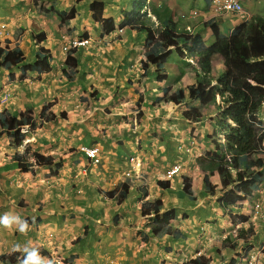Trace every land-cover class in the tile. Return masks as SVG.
<instances>
[{
	"label": "crops",
	"instance_id": "1",
	"mask_svg": "<svg viewBox=\"0 0 264 264\" xmlns=\"http://www.w3.org/2000/svg\"><path fill=\"white\" fill-rule=\"evenodd\" d=\"M203 1L207 11L208 0ZM95 2H102L105 17L115 22L110 35L93 19ZM135 3L144 4L148 16L143 22L123 24L124 13L132 11ZM180 7L179 0H0V22L7 29L0 42L22 49L24 64L34 63L37 53L47 49L52 52L53 66L58 67L66 45L88 39V46L76 52L73 81L55 69L23 73L24 64L0 69V97L10 93L7 111L18 114L33 108L40 112L47 106L58 115L54 122L42 124L36 119L33 129L25 127V140L15 147L10 129L0 135V216L9 213L30 225L27 234L0 226V264H9L7 257L20 252L15 250L17 244L39 249L51 264H181L199 253L210 258L211 264H247L240 243L254 246V264H264L260 249L264 224L251 217L254 204L264 202V190L258 188L251 199L224 207L225 183L217 172L211 176L217 191L211 194L205 187L199 161L207 151H215L211 139L219 114L213 102L218 93L216 81L208 95L212 102L208 97L194 104L203 114L201 121H189L183 116L189 104L162 99L163 89L187 90L198 83V64L172 52L166 63L173 60L172 77L166 66L159 72L152 62L148 68L142 65L147 59L148 33L141 27L158 29L157 39L164 41L167 20H171L177 31L200 34L206 45L213 42L206 21L176 19ZM73 8L76 12L68 15ZM247 9L245 17L227 18L235 22L228 32L221 23L222 32L229 35L256 15ZM39 35L44 39L37 44L34 39ZM217 64L213 73L218 74L221 65ZM164 74L168 79L159 80ZM27 78L35 80L34 84L26 82ZM61 113L67 118L60 117ZM82 145L100 146L101 163L92 164L79 154ZM27 148L52 156L55 165L22 171L15 154H24ZM177 163L183 171L168 182V188L162 187V172ZM83 169V180L76 181L75 171ZM123 191H127L126 198L119 201ZM110 192L116 194L106 200ZM157 200L162 201V209L143 216V203ZM157 214L167 215L169 225L181 233L179 238L153 232L143 241L139 232H148L146 224ZM247 216L249 221H243ZM239 228L253 230L248 244L235 238L233 233ZM230 233L228 247L225 238Z\"/></svg>",
	"mask_w": 264,
	"mask_h": 264
},
{
	"label": "trees",
	"instance_id": "2",
	"mask_svg": "<svg viewBox=\"0 0 264 264\" xmlns=\"http://www.w3.org/2000/svg\"><path fill=\"white\" fill-rule=\"evenodd\" d=\"M140 8V7H139ZM105 7L101 2L94 4L93 19L96 23L103 25L105 32L110 33L114 28L112 18H104ZM52 12H57L52 9ZM76 9L73 8L68 15H73ZM63 16H68L67 12H60ZM147 15L136 14V10L129 14L125 13L124 24L128 22L139 21ZM130 23V24H131ZM206 26L212 28L214 34V43L206 45L203 38L198 34L176 33V27L171 20H167L165 41L157 39V32L149 27H141L148 33L146 53L147 59L142 61L143 68H148L149 63L162 66L165 64L171 51L167 48L176 46V43H182L187 46V54L199 61L203 72H207L211 67V62L215 56H220L223 63V71L218 79V88L221 101L224 103V110L220 113L216 121L218 132L225 135V143L215 142L216 150L220 155L212 153L206 154L205 160H200L204 171L210 170L218 172L222 182H228L232 185V190H224V207L236 204L239 197L251 199L255 191L264 182V122L260 118V111L264 106V17L260 15L253 16L250 22L238 26L233 32L226 36L222 34L217 21H209ZM139 28V27H138ZM179 55L180 48H176ZM19 59H23V51L19 48L9 49V47H0V69L11 70L18 65ZM52 54L48 50L38 56V60L32 65H25L23 70H32L34 72H46L52 69ZM66 64L73 70L74 74L69 76L68 71H64L67 77L73 81L76 74L75 67L77 61L70 56ZM212 80L206 75L200 76L197 86L190 87L189 100L202 101L207 98L208 90ZM186 93L180 90L177 94L169 95V101L177 104L187 100ZM168 96V92L166 93ZM189 119L201 120L202 114L197 108H191L185 112ZM60 117L67 118L66 113H61ZM58 115L50 112L45 106L40 112L30 108L25 112L11 114L7 111L0 112V135L7 130H11L12 145L15 147L25 140V134L22 128L31 126L33 129L36 119L42 122H54ZM30 159H33L30 162ZM17 167L24 172H28L34 166L52 167L55 165L52 156H45L39 152H32L27 148L24 154H15ZM59 166V165H57ZM204 183L207 192L214 194L216 186L210 182L209 176L205 174ZM168 182H161L160 185L168 188ZM235 192V194H234ZM116 193L110 192L107 195L113 197ZM127 191L119 194V201L126 198ZM161 200L156 202H144L142 205V215L150 216L152 212H158L162 209ZM150 223L146 225L149 231L139 232L143 241L147 242L153 232L159 234H173L176 238L180 237V232L169 225L167 215H155L150 218ZM247 220L246 217L242 218ZM250 232V231H249ZM244 231L238 234L239 238L244 237ZM248 234V232H247ZM21 252H15L7 257L9 264L19 262ZM183 264H210V260L204 257L190 260Z\"/></svg>",
	"mask_w": 264,
	"mask_h": 264
},
{
	"label": "clouds",
	"instance_id": "3",
	"mask_svg": "<svg viewBox=\"0 0 264 264\" xmlns=\"http://www.w3.org/2000/svg\"><path fill=\"white\" fill-rule=\"evenodd\" d=\"M44 1H53V0H44ZM253 2V0H245V1H243V4H242V6H243V11L241 12V13H239V12H235V13H227V14H225L224 16H217V17H213V18H210L209 17V15H210V10H211V0H208V9H207V11H206V8H205V10H199V9H197V8H194L193 10H191V11H189V12H187V11H182V13H181V19L182 20H188V19H201L202 21H206V22H204V23H207V22H209V21H217L218 22V27L220 28V24L222 23V21H224L225 19H227V18H233V19H235L236 20V18H240V17H245L247 14H248V9H247V7L248 8H250V5H251V3ZM96 3V2H95ZM102 3V2H101ZM145 5L143 4V5H139V4H137V3H135V5H134V9L137 11V13H140V14H147V12H148V10L144 7ZM140 7V8H139ZM145 8V9H144ZM133 9V10H134ZM180 9L182 10V8L180 7ZM133 10L132 11H130V12H133ZM180 11V10H179ZM192 11H197V12H199V14H200V16L199 17H196V18H194V17H192L191 16V13H192ZM206 11V12H205ZM130 12H125L126 14H129ZM70 13V12H69ZM125 13H124V21H125ZM184 13H186L187 15H188V17H183V14ZM93 14H94V12H93ZM257 15V14H256ZM147 16H148V14H147ZM253 16H255V15H253ZM253 16L252 17H250L246 22H250L251 20H252V18H253ZM261 16V15H260ZM104 18H105V11H104ZM107 18V17H106ZM109 18V17H108ZM111 18V17H110ZM113 19V18H112ZM176 19L177 20H179V18L178 17H176ZM246 22H244V23H246ZM98 24H100V23H98ZM124 24V23H123ZM127 24H130V23H127ZM243 24V23H242ZM102 25V24H101ZM126 25V24H125ZM241 25V24H240ZM240 25H238V26H240ZM238 26H236L235 28H237ZM102 27H103V25H102ZM114 28H115V22H114ZM234 28V29H235ZM212 29V28H211ZM233 29V30H234ZM115 30V29H114ZM113 30V31H114ZM177 30V29H176ZM233 30L231 31V33L233 32ZM6 31H7V29H6V25L4 24V23H2V22H0V37H2V36H4L5 35V33H6ZM112 31V32H113ZM154 31H156L157 32V34H158V29L156 30H154ZM220 31L222 32V30L220 29ZM103 32H104V34H106V35H110L112 32H110V33H106L105 32V29H104V27H103ZM179 32H182V33H179ZM186 32H188L189 34H194V33H191L190 31H181L180 29H178V31H176V33L178 34H183V33H186ZM212 32H213V30H212ZM230 33V34H231ZM222 34H224L223 32H222ZM229 34V35H230ZM198 35H200V34H198ZM224 35H226V34H224ZM229 35H226V36H229ZM201 36V35H200ZM202 37V36H201ZM213 37H214V34H213ZM203 38V37H202ZM43 39H44V35H39V36H37V37H35V42L37 43V44H40L42 41H43ZM204 40V39H203ZM165 41V40H164ZM87 42H88V39H83V40H80V39H78V40H72L68 45H66V47L64 48V54H63V56H62V59H61V61H60V63H58L57 65H58V67L57 66H53V55H52V61H51V65H52V69L50 70V71H52V70H54L55 69V71L57 70V73H59V74H62L63 76H65L69 81H71L68 77H67V75L64 73V71H68V75L69 76H71V75H73L74 74V72H73V70L66 64V62H67V60H68V58L70 57V56H72L73 58H75L76 59V61H77V65H76V67H75V70H76V73H77V67H78V60H77V57H76V52H77V50L79 49V48H81V47H87L88 45H87ZM213 43H214V40H213ZM212 43V44H213ZM176 46H173V47H170V48H167V51L169 50V51H171V53L169 54V56H168V58L166 59V61H165V64H163L162 66H159V65H156V67H158L159 68V72H162L161 70H163L164 69V66H166V63H167V61H168V59H169V57H170V55L172 54V52H175L176 53V55L177 56H179V57H181L182 59H184V58H186V57H189L190 58V62L192 63L193 61L194 62H196L197 64H198V69H196V75H198V73H197V71H200V73H201V76H203V75H206V77H210L211 78V80H212V83H211V86H210V88H209V90H208V94H207V98L209 97V99L207 100V101H209V103H211L212 102V95H210V96H208L209 95V91H210V89H211V87H212V85H213V82L214 81H216V84L215 85H217V88H218V79H219V77H220V75H221V73H222V71H223V63H222V59L220 58V56H215L214 58H213V60H212V62H211V67L209 68V70L205 73V72H203V70L201 69V66L199 65V61L198 60H196V59H194V58H192L191 56H189V54H187V46H185V45H183L182 43H176L175 44ZM211 45V44H210ZM0 47H2V48H5V47H9L8 45L6 46V45H3L1 42H0ZM180 48L181 49V53H184L183 55H179L177 52H176V48ZM16 48V47H15ZM17 48H19V47H17ZM185 48V49H184ZM9 49H13V48H10L9 47ZM20 49V48H19ZM22 50V49H21ZM44 50H47V49H41V51H39L38 53H37V60H38V56L39 55H41L43 52H44ZM23 51V50H22ZM48 51H50V50H48ZM51 52V51H50ZM51 54H52V52H51ZM180 58V59H181ZM216 58H218L217 60H216V62H215V59ZM36 60V61H37ZM25 61V56H24V52H23V59H19V61H18V65H21V64H24L23 62ZM35 61V62H36ZM34 62V63H35ZM34 63H32V64H34ZM217 63H220V65H221V70H220V72L217 74L216 72L215 73H213V67L215 66V70H217L218 69V67H219V65L217 64ZM32 64H24V65H22V69H23V67L25 66V65H32ZM17 65V66H18ZM17 66H15V67H17ZM14 67V68H15ZM14 68H12V69H14ZM11 69V70H12ZM4 70V69H3ZM50 71H46V72H50ZM33 73L34 71H32V70H27L26 72L23 70V73ZM34 73H44V72H34ZM75 77V76H74ZM74 79V78H73ZM158 79L159 80H161V81H163V80H167L168 79V77H167V75L166 74H164V75H160L159 77H158ZM199 76H198V81H199ZM26 82H29L30 84H34V82H35V80H29V78H27L26 79ZM197 84V83H196ZM196 84H194V85H191V86H193V87H195V86H197ZM191 86H189L188 88H187V90H185V89H178L177 91H175V92H173L172 91V89L170 88V87H167V88H164L163 89V93H164V96H163V98L162 99H164V100H169V95H172V94H177L180 90H183L186 94V98L189 96V93H190V87ZM215 91V88L214 89H212L211 90V92L213 93ZM218 93L217 94H215L214 95V97H213V102H214V104H216L217 105V109H218V111H219V114L214 118V126H215V130H214V133H213V136H212V139H211V141H212V143H213V146L215 147V151L213 152V151H207L203 156H201L202 158H200V160L202 159V160H205L206 159V154H208V153H212V154H214V155H220V153L216 150V145H215V142L217 141V142H219V143H225V135L224 134H222V133H220V132H218V130H217V128H216V121H217V118L219 117V115H220V113L224 110V103L221 101V98H220V101H219V104L217 103V98L218 97H220V95H219V88H218ZM168 92V96L166 95V93ZM187 92H188V94H187ZM5 97H7V100H5ZM190 97V96H189ZM189 97L187 98V100H185V101H181V102H179V103H177V104H180V103H183V102H187L188 104H189V106H190V108L187 110V111H189L191 108H197L196 106H194V104H196L197 102H199V101H191V100H189ZM206 98V99H207ZM10 100V93L9 92H7V93H5L4 95H2V97H0V112H2V111H7L6 110V108H5V105L8 103V101ZM160 101V100H159ZM203 101V100H202ZM175 104V103H174ZM200 112H201V110L199 109V108H197ZM28 110V109H27ZM7 112H9V111H7ZM25 112V111H24ZM51 112V111H50ZM186 112V111H185ZM185 112H184V114H183V116H184V118L185 119H187V120H189V121H195V122H199V121H201V120H195L194 118H192V119H189V118H187L186 116H185ZM10 113V112H9ZM21 113V112H20ZM12 114V113H11ZM19 114V113H18ZM17 114V115H18ZM201 114H202V112H201ZM259 115H260V118H261V120L264 122V106H263V108H262V110L260 111V113H259ZM203 118V114H202V117H201V119ZM39 120V119H38ZM40 122L43 124V123H45L46 121H44V122H42L41 120H40ZM25 127H29V129H32L31 128V126H25ZM24 127V128H25ZM24 128H22V133H23V129ZM5 132V131H4ZM3 132V133H4ZM24 134V133H23ZM82 146H86V147H98L99 148V150H100V152H99V158H100V163H101V157H100V154H101V148H100V146H98V145H92V146H87V145H82ZM80 148H81V146L78 148V152H79V154H81V155H83L90 163H92V164H94L91 160H89L84 154H82L81 152H80ZM188 150V152H190L191 150L190 149H187ZM30 160H32L33 161V159H30ZM199 163H200V161H199ZM99 164V163H98ZM98 164H95V165H98ZM180 167V170L178 171V173H176L175 175H173V176H171V177H168L167 176V174H168V171L169 170H171V169H173L174 167ZM200 166H201V164H200ZM201 169H203L202 168V166H201ZM183 171V168H182V165L181 164H179V163H177V164H174L173 166H171V167H169L168 169H166L164 172H162V180L163 181H165V182H170L173 178H175L176 176H178L181 172ZM210 170H206V171H204L205 172V174H207L208 176H209V179H210V182H211V176L216 172V171H213L212 172V174H210V172H209ZM86 172V169H83V170H77V171H75V173H74V178H75V180L76 181H82L83 180V175H84V173ZM218 173V172H217ZM130 174V175H129ZM126 176L128 177V178H130V176H131V172H129V173H127L126 174ZM205 176V175H204ZM220 176V175H219ZM221 178V177H220ZM204 179V178H203ZM162 181V182H163ZM212 183V182H211ZM221 183H225V186H223L222 187V189H224V190H232L233 191V189H232V187L233 186H231V185H229L228 184V182H222V180H221ZM213 184V183H212ZM213 186H215V185H213ZM259 189L261 188V189H263L264 190V182L258 187ZM258 190V189H257ZM217 191V190H216ZM215 191V192H216ZM222 196H223V203H224V200H225V197H224V191L222 190ZM255 193H256V191H255ZM255 193H254V195H255ZM234 194H235V192H234ZM236 195V194H235ZM236 197H239L238 198V200H240V199H243L244 200V198H241L239 195H236ZM254 197V196H253ZM109 198H113V197H110L109 195H105V199L106 200H108ZM238 200H237V202H238ZM246 200H248V199H246ZM156 202V201H155ZM257 205H260V210H261V214H263V212H264V202H262V201H257L255 204H254V207H253V209H252V212H251V217H252V219H258L262 224H264V219H263V217H262V215L261 214H256V211H257ZM229 206H231V205H229ZM246 219L247 220H245V222H248L249 221V217L247 216L246 217ZM151 220V219H150ZM150 220H149V222L148 223H150ZM147 223V224H148ZM146 224V225H147ZM0 226H3L4 228H6V229H12L13 227H16L21 233H23V234H27V232L30 230V225H29V223H28V221L27 220H24V219H21L20 217H18V216H14V215H12V214H9V213H5L3 216H0ZM241 230H243L245 233H244V237H242V238H239L238 237V234L240 233V231ZM251 231L253 232V230H250V232L248 231V230H245L244 228H239V229H237V230H235L234 231V236H235V238H237V241H240V242H243V243H245V244H248L249 243V235L251 234ZM247 232H248V234H247ZM225 242H228V247H231V233H230V235L228 236V237H226L225 238ZM240 246L241 245H243V247H242V251H243V258H245L246 259V261H245V263H247V264H254V261H255V258L257 259V256H256V254H255V252H257V251H252L253 249H254V246H251V247H245V245L244 244H242V243H240L239 244ZM260 249H262V251L264 252V244H262V246H261V248ZM15 250L16 251H20L21 253H22V255H21V259L19 260V264H51V262L46 258V257H43L41 254H40V252H39V249H37V248H34V247H31L30 245H19V244H17L16 246H15ZM199 257H204V258H206V259H209L210 260V264H211V259L210 258H208V257H206V256H204V255H202L201 253H199V255H198V257H196L195 259H197V258H199ZM115 262H118V261H115ZM113 263V262H112ZM111 263V264H112ZM119 263V262H118ZM183 263H186V262H183ZM183 263H181V264H183ZM120 264V263H119Z\"/></svg>",
	"mask_w": 264,
	"mask_h": 264
},
{
	"label": "built area",
	"instance_id": "4",
	"mask_svg": "<svg viewBox=\"0 0 264 264\" xmlns=\"http://www.w3.org/2000/svg\"><path fill=\"white\" fill-rule=\"evenodd\" d=\"M243 1L245 0H211V10H210V18L217 17V16H224L227 13H235L239 12L241 13L243 11ZM191 16L196 18L199 17L200 14L197 11H192ZM183 17H188L186 13L183 14ZM5 100H7V97H5ZM80 152L84 154L89 160H91L94 164L100 163L99 158V148L98 147H86L81 146ZM180 170V167H174L173 169L168 171L167 176L171 177L178 173ZM130 175V174H129ZM260 205H257V211L256 214L260 213ZM264 219V212L261 214ZM112 264H119L118 262H113Z\"/></svg>",
	"mask_w": 264,
	"mask_h": 264
},
{
	"label": "rangeland",
	"instance_id": "5",
	"mask_svg": "<svg viewBox=\"0 0 264 264\" xmlns=\"http://www.w3.org/2000/svg\"><path fill=\"white\" fill-rule=\"evenodd\" d=\"M180 5L182 6V10L180 9V11L177 13V17L179 18V20L181 19V13L182 11H191L194 8H197L199 10H205L206 6L203 0H201V3H194L192 0H179ZM249 10L253 13H256L257 15H261L262 17H264V0H257L254 1L253 3H251V6L249 8ZM234 21L232 20H227L225 19L222 24H223V28L226 32H228L229 28L232 27L234 25ZM213 42H211L210 44H212ZM209 44V45H210ZM176 55V54H175ZM176 59V58H174ZM171 64L166 65V68L169 70L170 75L172 77L173 71H174V65H172L173 60H171L170 62Z\"/></svg>",
	"mask_w": 264,
	"mask_h": 264
}]
</instances>
